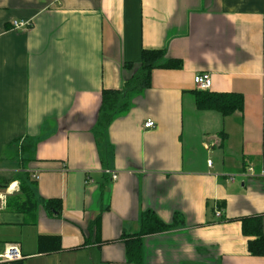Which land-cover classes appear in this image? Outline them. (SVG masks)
I'll list each match as a JSON object with an SVG mask.
<instances>
[{"label":"crops","instance_id":"obj_1","mask_svg":"<svg viewBox=\"0 0 264 264\" xmlns=\"http://www.w3.org/2000/svg\"><path fill=\"white\" fill-rule=\"evenodd\" d=\"M143 50L182 68L152 70L97 141L102 91L121 89ZM200 74L242 110H198ZM23 170L39 176L28 215L13 210ZM13 182L0 213V254L16 244L22 256L10 264H264L241 223L260 217L264 235V0H0V184ZM146 212L179 222L135 237ZM41 237L62 249L40 251Z\"/></svg>","mask_w":264,"mask_h":264},{"label":"trees","instance_id":"obj_2","mask_svg":"<svg viewBox=\"0 0 264 264\" xmlns=\"http://www.w3.org/2000/svg\"><path fill=\"white\" fill-rule=\"evenodd\" d=\"M145 65H147L145 67ZM132 68L131 64L126 65ZM182 68V62L179 60L166 59L163 50H143L141 52V61L139 71L131 78L124 81L123 86L119 90L104 89L101 95V105L98 113V120L94 129L97 141L103 140L107 128L113 120L126 113L129 108L132 96L143 92L150 87V73L154 69L178 70ZM195 106L198 110L214 111L223 117L233 115L237 111H241L243 107V98L235 93L217 94L209 91L194 92ZM20 192L22 197H13L15 209L22 214H29L37 206V201L31 192L34 182L27 177H20ZM10 204V200L8 201ZM44 207L49 211L59 214L61 211V202L59 200H44ZM179 216L175 215L173 224L165 225L152 212L144 213L140 218V231L135 237L145 235L161 234L176 227ZM242 233L248 238V252L254 257L264 255V235L261 228L260 217L243 218ZM45 242L53 243L50 250H61V243L58 237H41L39 239L40 251H43ZM132 250V251H131ZM127 247L128 257L135 254V250ZM132 254V255H131Z\"/></svg>","mask_w":264,"mask_h":264},{"label":"built area","instance_id":"obj_3","mask_svg":"<svg viewBox=\"0 0 264 264\" xmlns=\"http://www.w3.org/2000/svg\"><path fill=\"white\" fill-rule=\"evenodd\" d=\"M27 22H14L13 28L15 29H25L29 27ZM194 85L198 91H208L211 88V77L208 74H200L194 77ZM154 123L151 120H147L144 124L145 128H152ZM208 165L211 162L208 161ZM251 171V170H250ZM23 174H28L30 180L37 181L39 176L38 173H32V171H22ZM117 175L111 173V180H116ZM19 188L17 183L0 184V213L7 208L8 198L12 196L15 192H18ZM217 216L220 213H216ZM22 256L20 254L19 246L16 244H8L5 250L0 254V264H10L21 260Z\"/></svg>","mask_w":264,"mask_h":264},{"label":"rangeland","instance_id":"obj_4","mask_svg":"<svg viewBox=\"0 0 264 264\" xmlns=\"http://www.w3.org/2000/svg\"><path fill=\"white\" fill-rule=\"evenodd\" d=\"M188 102H189V100H186L185 102H184V121H187V119L189 118V120L193 117L192 116V112L190 111V106L188 105ZM185 125H186V127L184 126V128L186 129L185 131H184V137H183V139H184V143L186 144V140H189L190 138H188L189 137V133L190 132H188L187 130H189V128L192 130V134H193V137H192V141L194 142L195 140H196V138H197V135L198 134H196L195 132V130H196V128H195V126L193 125V124H189V121L188 122H186L185 123ZM189 145V144H188ZM186 147H187V144H186ZM187 149H188V147H187ZM187 151V150H186ZM186 151H185V153H186ZM199 151H200V153L198 152V154H202L203 152H201V149H199ZM204 155V154H203ZM205 156V155H204ZM209 158H212L211 156H209Z\"/></svg>","mask_w":264,"mask_h":264},{"label":"water","instance_id":"obj_5","mask_svg":"<svg viewBox=\"0 0 264 264\" xmlns=\"http://www.w3.org/2000/svg\"><path fill=\"white\" fill-rule=\"evenodd\" d=\"M147 65H145V67H146Z\"/></svg>","mask_w":264,"mask_h":264}]
</instances>
